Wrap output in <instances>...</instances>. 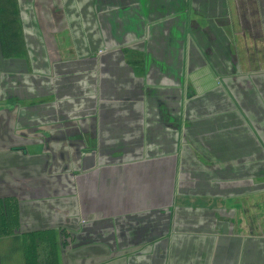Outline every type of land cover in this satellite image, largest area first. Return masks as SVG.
Listing matches in <instances>:
<instances>
[{"label": "rangeland", "instance_id": "374dc122", "mask_svg": "<svg viewBox=\"0 0 264 264\" xmlns=\"http://www.w3.org/2000/svg\"><path fill=\"white\" fill-rule=\"evenodd\" d=\"M220 2L218 0V10H214V14L211 15L207 11H201L200 7L196 9L197 14L203 19L206 18L205 16H208V19L216 22V24L210 26L211 29L209 30H203L201 27L204 24L201 23V27H194L196 26L194 25L190 28H187L189 24H184L178 30H172V34H170V31H160V38L164 35V53L160 54V58L162 57L163 59V61L160 60V66H162L160 69L163 71H160V74L169 73L173 76H160L159 86L154 84L156 79L152 78L148 81L141 80L138 83L136 81L137 78L135 79L132 72L125 68L124 57L121 58L122 55L117 54L113 56V52L106 51L108 49L104 47L99 49V55L96 58V62L99 61L100 65H94L93 67L90 66L91 63L88 66L84 64L83 69H80L75 59L66 64L70 66L67 71L68 79L70 81L74 80L76 84L70 90V94L65 93V91L57 94V90L51 93V88L48 84L45 87L44 80L53 82V79H44L45 76L40 75L43 72L38 69V73L36 74L37 83L34 86H32V81L28 77V73L31 74L28 68H22L23 72L27 73L0 70L2 72L0 75H3L1 81L3 80L5 88L4 94L1 95V101L6 106H11L15 112L19 111V118L26 119L25 124L21 123L20 131H29V129L36 127L38 133L39 131H41L40 133H47L48 129H51L48 125L56 123L61 106L66 116V119L63 121L64 124L57 128L63 132L65 137H56L59 139L52 144L45 142L33 143L29 145V148L25 146L19 147L20 144H11L8 140H2L4 138L3 135L8 134V131L5 127L0 126V184L3 187L4 184L11 186V183H13L11 179L13 177L16 179L20 177L21 180H25L24 182H26L24 186H21L22 192H17L18 194L14 200L12 198L9 200L2 198L0 195V215L4 213L7 217L13 216L14 226H16L13 227L11 225L12 230L10 232L5 231L4 235L11 236L14 232L22 235L20 239L0 240V264H29V260L31 259L28 256V249L32 245H37L42 249L47 248L51 251L52 262L50 264H64L63 259L64 261H68V264H94L95 260H92L93 255L101 259L102 255L105 256L108 253V239L89 242V239L79 240L78 238L75 239L76 236H73L78 231V229L74 228L77 224H85L87 220H90V215L87 214L86 208V214L83 213V215L77 214L74 208L75 202L73 201L77 198L75 183H78L80 180L77 176L82 172L81 169H77V156L75 154L78 151L86 154L90 153L91 155L92 153H101V156L98 158L100 159V164L97 167L102 165L103 162L113 160L110 164L121 167L120 179L122 181L126 180L130 182L128 173L131 167L135 170L133 173H136L140 168L141 171L139 173L148 172V175L143 176L139 181H134L145 187L146 191H144V194L149 198H156L159 195L155 190L157 176L154 171L157 167V161H160L162 179L163 175L166 176L164 172L169 169L176 171L175 178L179 174L180 180H175V186L176 190L178 186H182L179 189L181 193L187 190L185 186L196 184L197 187H202V192L200 193H213L218 196L233 193L235 195L245 194L246 196L247 193L254 190L252 187L253 174L260 175L259 179L261 180L259 182L261 181L262 184L259 188L264 193V144H262L263 147L259 150L256 148L252 149L254 144L251 143L252 140H257V137L264 139V61L258 60L255 56L256 54H251L253 51L251 50L252 46L240 45L239 47L244 51V54L238 55V46L235 45V30L231 31L230 28L228 30L224 28L225 31L220 26L221 20H219V17L222 18L219 11ZM241 3H243V0H241ZM250 3V0H245L246 8L247 5H250V7L248 10L245 9L247 18L243 20L242 24L239 23V27L241 29L243 25V32L251 37L255 36V38H258L261 36L264 38V0H255L254 5ZM200 4L204 5V9L205 7L207 8V5L204 3ZM233 4L236 5L235 0H233ZM241 10H243V7ZM215 14H218V16H215ZM195 15L194 13L190 15L191 22L202 21L197 15L194 17ZM123 33L124 31L118 34L117 43L119 44L124 43L125 37ZM210 34L213 40H210ZM229 34L231 38H229ZM220 35H223V38H228L229 41L228 45H223V50L227 51L224 58L227 60H216V65L210 61V63H206L204 60L207 59L206 56L209 59L212 57L206 52L203 44L197 43L198 39L200 43L209 44L211 41L218 43ZM13 36L12 31L0 30V54L7 59L12 57L15 51H20L23 48L20 41V37L22 36L18 37L17 41L13 40L15 37ZM261 50L264 52V48H261ZM37 58L40 57L37 56ZM0 65L2 64L0 63ZM52 65L55 68L54 76H56V80L58 81L63 76H60L61 66L56 61ZM56 65H59V67L56 68ZM207 65L214 70L213 76H206L203 73L197 77H185L189 73L192 74L203 69L205 66L207 67ZM172 67L176 68L173 72ZM18 69L20 68L17 67L16 70ZM51 72L53 73V71ZM90 74L92 78L89 76ZM69 80L67 81L68 83ZM82 81H84L85 86L81 91H76L77 82L81 83ZM18 83L21 84L20 89H16V86L13 87V84ZM121 111L122 113H120ZM118 114H122L123 116L119 117ZM4 118H6L4 115L0 117V119ZM82 118L84 119V130H80L81 125H79V120ZM123 118H127V120ZM224 126H227V128ZM26 135L28 134L26 133ZM26 135L24 136L27 137ZM29 137L33 136L30 135ZM99 137H108V143H99ZM157 137H160V149ZM205 137L221 138L222 143L227 145V150H223V152H228L227 158L222 159L224 157H218V155L213 153L221 151L219 149L221 147L217 146L219 148L209 151L213 153L208 154L213 156L212 158L206 156L207 159H191L189 151H192V149L190 147L200 152L204 150L208 151L207 148L211 145L205 142ZM228 137L230 139L238 137V140H235L236 143L233 144V140L230 142L227 139ZM36 138L39 140L42 137ZM80 139L84 142L83 144L80 143ZM51 145L56 150V153H58V162L64 165V167L62 165V173H66V175L61 178L54 175L49 176V165L45 167L47 168L46 171L43 169V162L48 157L43 152L51 153L48 147ZM237 145L244 147L245 152H250V154L245 155V158L242 159L234 158L232 152L235 151L234 148ZM255 145L257 146L256 142ZM13 150L20 151V154H18L20 158H17L15 155L12 156L11 152ZM175 150L181 153L177 155L171 153ZM112 151L116 156L109 158L105 153L110 155ZM28 152L30 154H32L31 152H36L33 155L36 156L37 163L36 183L31 186L34 190L33 186L37 184L36 190L30 191V194L24 193L28 187L26 176H28L27 170L30 167L29 164L31 166L34 164L32 159L23 156V154ZM4 153L6 154L4 155ZM183 153L186 155H183ZM257 153L260 154L259 158H252ZM181 155L182 159H180ZM143 157L147 158L144 159ZM210 162L214 165V168L222 167V179H225V174L229 172L227 178L234 189L231 188L232 190L228 193L225 190L215 192L211 186L214 184H211V181L214 180L215 185L221 183L219 172H216V177L219 179L215 180L212 176H206L201 170L197 172V175L192 172L194 176L189 175L185 171L196 167L204 169L206 164L211 165ZM89 164H91L90 168H92L95 165V161L92 162V159H90ZM123 164L124 166H122ZM136 165L137 167L135 168ZM13 166L15 169L12 168ZM176 167L179 168L176 169ZM101 168L103 167L100 166L96 171L100 172L99 169ZM179 169L181 171H178ZM186 173L188 175H185ZM31 175H33L32 171ZM66 177L69 181H66ZM166 177L170 176L167 175ZM46 181L48 182L46 183ZM45 184H47V188L44 187ZM61 184L69 187L68 195L53 192ZM206 185L209 186L208 189L205 188ZM14 186L19 187V184ZM241 186L245 187V190ZM161 187L160 185V189ZM136 188L138 189L137 186ZM93 192L91 190V193H89V195L91 194L90 200L87 198L89 196L86 193V199L84 198L86 205L98 202L101 199V192L96 191L95 196L92 195ZM197 192L199 193V190ZM34 193L42 195V197L47 196L54 201L70 198V203L59 204L60 207L74 208L73 210L66 211L67 214L69 212V216H67L68 225L51 227L31 233L19 231L18 222H25V218L21 216L17 217V212L21 210L18 207L19 203L24 201L21 204L26 206L23 203L27 202L29 198L32 199ZM117 196H119L118 193ZM162 199L163 195H161L160 191V200ZM208 199L210 197H207L206 200L203 197H198L197 204L204 205L206 204L204 201ZM219 199L220 197L216 198V200ZM263 199L264 196H262L261 200L262 208H264ZM167 201L169 203L165 204L162 210L160 209L163 213L171 211V202ZM5 209H7V213ZM181 229L183 230L182 226ZM179 230L176 229V231ZM166 231H173L171 222L168 223ZM41 233H46L47 235L39 237ZM120 252L117 251V256L113 260H109L106 257V259L101 260L100 264H109L110 261L118 262L124 256Z\"/></svg>", "mask_w": 264, "mask_h": 264}, {"label": "crops", "instance_id": "0c3cea01", "mask_svg": "<svg viewBox=\"0 0 264 264\" xmlns=\"http://www.w3.org/2000/svg\"><path fill=\"white\" fill-rule=\"evenodd\" d=\"M220 1L219 11L222 17H219V20H221L220 26L223 29L227 28L228 30L230 28L231 31L235 30V45L238 46V55L244 54V51L239 47L240 45L252 46L251 50L253 51L251 54H256L255 56L258 60L264 61V52L261 50V48H264V38L261 36L258 38H255V36L251 37L243 32V25L241 29L239 27V23L242 24L243 20L247 18L245 9L248 10L250 5H247L246 8L245 0H243V3H241V0H235L236 5L233 4V0ZM250 1V4H255V0ZM200 3L207 5V8L205 7L204 9V5L202 6ZM218 6V0H0V30L12 31V35L15 36H13V40L16 41L18 37L22 36L20 41L23 47L22 50L15 51L9 59L0 54V63L2 64L0 65V70L27 73L23 72L22 68H28V71L31 72V74L28 73V77L32 81V86H34L37 83L36 74L38 69L43 72L40 75L45 76V78L43 77L44 79H53V82L44 80L45 87L48 84L51 88V93L57 90V94H61L63 91L70 94V90L76 84L74 80L70 81L68 79L67 71L70 66L66 64L75 59L80 69H83L84 64L88 66L91 63L90 66L93 67L94 65H100L99 61L96 62V58H98L99 49L104 47L108 49L106 51L113 52V56L117 54L122 55L121 58L124 57L125 68L132 72L138 83L141 80L148 81L152 78L156 79L154 84L159 86L160 76L171 77L172 75L169 73L160 74V71H163L160 69L162 67L160 66V60L163 61L162 57L160 58V54L164 53V35L160 38V31L171 32L172 30H178L184 24H189L187 28L194 25H196L194 27H201V23L204 24V28L203 26L201 27L203 30H209L211 29L210 26L216 24V22L208 19V16L203 19L197 14L196 9L200 7L201 11H207L211 15L214 14V10H218ZM242 7L243 10H241ZM192 13L200 17L202 21L191 22L190 15ZM215 16H218V14H215ZM119 31H124L125 37L124 43L120 44L117 43ZM228 36L231 38L230 34ZM212 38L211 36L210 40H213ZM219 39L218 43L211 41L209 44L200 43L198 39L197 43L203 44L206 52L212 57L210 59L213 61L206 56L207 59H204L206 63L213 62L216 65V60H227L224 58L227 51L223 50V45H228V38H223V35H220ZM37 56L40 58H37ZM217 57L218 59H216ZM55 61L59 62L61 66L60 76L63 75V79L60 77L58 81L56 76H54L55 68L52 65ZM59 65L55 67L58 68ZM17 67L20 69L16 70ZM172 69L173 72L176 68L172 67ZM203 73L206 76H213L214 70L207 65V67L205 66L192 74L189 73L185 77H197ZM89 76L92 78L91 74ZM181 76L183 77V75ZM1 79H3V75H0V117L4 115L6 118L0 119V126L5 127L8 131V134L3 135L4 138L2 140H8L11 144H20L19 147L25 146L29 148V145L37 143V141L35 137H29L30 133L26 130H19L26 120L18 117L19 111L15 112L11 106H6L1 101V95L4 94L3 91L5 90ZM68 80L69 83L67 82ZM147 83L149 84V82ZM77 84L78 86L81 85L80 87L77 86L76 91H81L85 86L84 81L81 83L77 82ZM20 85L19 83L13 84V87L16 86V89H20ZM63 112L65 111L62 110ZM63 114L59 112L58 117ZM118 116L122 117L123 115L118 114ZM62 117H66L65 114ZM123 119L127 120V118ZM224 127L227 128V126ZM23 132L24 134H22ZM157 138L159 139L158 145L160 149V137ZM232 138L228 137L227 139L230 142L233 140V144L236 143L235 140H238V137ZM204 139L207 144L211 145L207 148L208 151L200 152L190 147L192 149V151H189L191 159L212 158L213 156L208 155L209 153L224 157L222 159L227 158L228 152H223V150H227V145L222 143L221 138L205 137ZM107 140L108 137H99V143H108ZM251 143L254 144L252 149L260 150L263 147L264 139L257 137V140H252ZM216 148L221 149V151L209 152ZM234 149L235 151L232 154L237 159L245 158V155L250 154V152L246 153L244 147L239 145L235 146ZM11 153L12 156L15 155L20 158L18 155L20 151L13 150ZM31 153L23 154L28 159H32L34 163L32 166L29 164L30 167L27 170L28 187L24 191L26 194H30V191H35L37 185L33 186L34 190L31 188L36 183L37 177L36 156L33 155L36 152ZM43 153L47 155V153ZM171 153L177 155L181 152L175 150ZM85 154L82 152L78 158L77 169H81L82 172L80 170L81 174L77 176L80 180L75 183L77 198L73 202H75L74 208L77 214H86L87 209L90 220H87L85 224H77L74 228L78 229V231L75 234L73 233V236H76L75 239L78 238L79 240L89 239V242L108 239V253L105 256L102 255L101 259L93 255L94 264H100L101 260L106 259V257L109 260H113L117 256V251H121L124 256L118 262L110 261L109 264H264V208H262L261 201L264 193L259 188L262 184L261 181L259 182L261 180L259 179V174H253L252 187L254 190L247 193L246 196L245 194L235 195L233 193L225 196L206 192L200 193L202 192V187H197L196 184L185 186L187 190L181 193L179 189L182 186H178L177 190L175 186V180H180L179 174L175 178V170L165 169V175L170 177L163 175L162 179L160 161H157V167L154 171L157 176L155 190L159 195L156 198H149L144 194V191H146L145 187L134 181H139L143 176L148 175V172L139 173L141 171L140 168L136 173H133L135 170L131 167L128 173L130 182L122 181L120 179L121 167L110 164L113 160L103 162L100 165L103 168L99 169L100 172H97L96 170L100 168V166H97L100 164V159L98 158L101 153ZM105 154L109 158L116 156L113 151L110 155ZM87 155L89 156L86 157ZM183 155L186 154L183 153ZM259 156L260 154L257 153L252 158H259ZM90 159H92V162L95 161V165L92 168H90L91 164H89ZM180 159H182V155ZM210 164H206L204 169L196 167L185 171L189 175L194 176L193 173L197 175V172L201 170L206 176H212L215 180L219 179L216 177V172H219L221 183L215 185L214 180L211 181V184H214L211 186L215 192L225 190L228 193L234 189L227 178L229 172L225 174L226 178L222 179V167L214 168L211 162ZM43 165V169L46 171L47 168L45 167L47 165L45 162H43ZM59 165L61 171L56 174L54 170V172L50 170V167L48 170L49 176L54 175L61 178L66 175V173H62L63 163L61 165L58 162ZM12 168L15 169L14 166ZM31 171L33 175H31ZM178 171H181V169ZM187 173L185 175H188ZM65 179L66 181L68 180L67 177ZM24 181L20 177H17V179L13 177L11 179L13 183L10 182L11 186L4 184L3 187L0 184V191L3 188L0 194L1 197L14 200L17 194L22 192L21 186L26 183ZM17 184H19V187L14 186ZM91 184L93 185L91 186ZM160 185L162 186L161 189ZM11 187L12 189H10ZM44 187L47 188V184ZM56 188L53 192H60L62 195L69 194L68 186L61 184ZM205 188L208 189L209 186L206 185ZM242 188L245 190V187ZM91 190L94 191L92 193L94 196L96 191L101 192V199L98 202L86 205L84 198L87 193L89 196L87 198L90 200L91 194L89 195V193H91ZM198 190L199 193L197 192ZM160 191L161 195H163L162 200H160ZM117 193L119 196H117ZM206 196L210 197V199L204 201L206 204H197L198 197H203L206 200ZM218 197L220 199L216 200ZM68 199L62 198L54 201L47 196L42 197V195L34 193L32 199L29 198L27 202L23 203L26 206L21 204L24 201L20 202L18 207L21 210L17 212V217L25 218V222L17 221L19 231L31 233L51 227L68 225L67 216H69V212L67 214L66 211L74 208L59 206V204L63 205L62 203L69 202L70 198ZM167 200L171 202V211L163 213L161 210L165 204L169 203ZM59 209L60 211H58ZM5 211L7 213V209ZM170 222L173 229L171 232L166 231ZM11 224L16 227L14 226V220ZM176 229L180 230L176 231ZM43 235L47 234L41 233L39 237ZM21 237L22 235L17 234V232H14L11 236L4 235V233L0 234V240L2 241L4 239H20ZM96 259L98 260L96 261ZM63 262L68 264V261H64V259Z\"/></svg>", "mask_w": 264, "mask_h": 264}, {"label": "flooded vegetation", "instance_id": "af4514ba", "mask_svg": "<svg viewBox=\"0 0 264 264\" xmlns=\"http://www.w3.org/2000/svg\"><path fill=\"white\" fill-rule=\"evenodd\" d=\"M60 114H63L62 113V107H61V110H60ZM62 116L60 115L57 118L56 123H51V125H48L49 128H51V129H48L47 133H44V132L40 133L41 131H39V133H38L37 132L38 130L36 129V127H33L32 129H29V131L27 130V132H29L30 135H32L33 137H42V138H39V140H38V138H36L37 142H45L47 144L55 143L59 139V138H56V137H65L63 135V132H61L59 129H57L62 124H64L63 121L66 119V117H62ZM79 123H80L79 125H81L80 126V130H84V119L83 118L80 119ZM80 143L83 144L84 142H82V140L80 139ZM48 147H49L51 153H47L48 157L45 159L44 162H45L46 165H49V166L51 164V166H50L51 169L50 170L51 171L54 170L56 172V174H58L57 172L61 171L60 165L58 166V160H57L58 153H56V150L52 148V145L48 146ZM75 155L77 156L76 160H77V167H78V158L81 156V152L78 151V153H76ZM49 159H51V161H49ZM4 205H6V204H4Z\"/></svg>", "mask_w": 264, "mask_h": 264}, {"label": "trees", "instance_id": "16d2710c", "mask_svg": "<svg viewBox=\"0 0 264 264\" xmlns=\"http://www.w3.org/2000/svg\"><path fill=\"white\" fill-rule=\"evenodd\" d=\"M2 218V219H1ZM14 218L13 216H5V214L0 215V234L6 232H10L11 229V223ZM11 222V223H10ZM34 235V234H33ZM37 236V235H35ZM52 253L47 248H39L37 245H32L28 249V256L31 260L29 264H50L52 262Z\"/></svg>", "mask_w": 264, "mask_h": 264}]
</instances>
